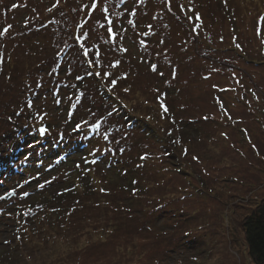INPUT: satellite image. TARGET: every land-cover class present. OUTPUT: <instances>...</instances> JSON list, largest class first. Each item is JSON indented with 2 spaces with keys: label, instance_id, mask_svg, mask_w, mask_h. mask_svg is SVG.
Masks as SVG:
<instances>
[{
  "label": "rangeland",
  "instance_id": "374dc122",
  "mask_svg": "<svg viewBox=\"0 0 264 264\" xmlns=\"http://www.w3.org/2000/svg\"><path fill=\"white\" fill-rule=\"evenodd\" d=\"M5 28L0 134L37 107L46 144L12 162L25 173H0V197L14 193L0 199V264H254L241 222L264 198V0H0ZM83 52L105 77L83 95L111 90L121 117L94 104L86 148L53 129L70 127L63 88ZM70 160L85 179L71 191ZM59 192L74 193L64 223Z\"/></svg>",
  "mask_w": 264,
  "mask_h": 264
},
{
  "label": "trees",
  "instance_id": "16d2710c",
  "mask_svg": "<svg viewBox=\"0 0 264 264\" xmlns=\"http://www.w3.org/2000/svg\"><path fill=\"white\" fill-rule=\"evenodd\" d=\"M83 59L86 63V65L84 64V69L86 68L89 72V74H87V70H85V74L81 75L79 72L76 74H74V76L76 75V78H70V75H67L69 78L67 79L68 81H70V84H74V88L71 86H64L63 89H67V92L64 96L65 99L70 98L74 101V104L70 110V116L68 115V119L69 121L66 122L68 124H70V127H68L66 124L60 122L61 126L64 125V127H53V129H56V131L61 132L62 134H64L65 132H69L72 133L73 136H77L78 138L81 140V142L84 144L83 142V138H87L89 140V142H91L92 137L95 134V130L92 129V134L91 137H85L86 135L83 134V129H85L86 127H88L89 125L84 122V120L91 118L93 115H95V108H94V104H96L97 106V102H99V106H97L98 111H99V118L102 116L101 113L104 112V110L107 112L108 110V115L110 114V112H115L117 111V120L120 121L121 117H118V115L120 114V110L118 109L119 107H115V103H113L114 101V94L112 93L111 90L108 89H101L97 83L96 86V91L95 93L91 96L89 94V96H85L83 95L82 92V86L86 83V86H88V83H90L92 81V79L94 80H103L105 77L103 76L101 72V63L99 62V60L96 57H93L85 52H83ZM94 58L95 62H92L90 59ZM90 69L92 70V72L90 71ZM1 77H6V74H0ZM11 76V75H9ZM7 75V77H9ZM99 79V80H98ZM103 82V81H102ZM98 87V88H97ZM20 93V92H19ZM83 98H87L85 102H83ZM97 98H100V100H97ZM103 102H107L109 104L112 105L111 109H107L104 106ZM37 110V111H36ZM13 113L14 116V121L11 122V118L10 117H6V121H8V119H10V125L8 126V128L6 129V131L2 134H0V173H7V174H12V173H20L23 174L27 171V167L26 168H20L18 167H14V164L12 163L15 158L19 157V155L21 156H25L28 152H31L32 155L30 157H26V161L29 158H35L38 154H42L44 151V144L39 145L40 142L37 143L38 138H40L42 136V133H38V132H34L32 133L30 130L31 128H38L37 126L39 124H37V126L33 125L32 120L37 116V115H41V116H45L44 114H37L38 108H32L31 110H27V111H18V108L16 111H11ZM56 113L59 114V109L56 110ZM106 115V117L104 119H102L101 121H110L111 124L113 125V121L112 119ZM115 116V114H114ZM48 117V116H47ZM119 124V122H118ZM13 125H15L16 130L18 131L17 134H11L13 132ZM49 126H51L49 124ZM40 127H42V125L40 124ZM123 128H125V125H122V130ZM46 131V127L43 128ZM59 129V130H58ZM62 129V130H61ZM19 136V137H18ZM23 136V138L21 137ZM18 137V138H17ZM53 138H57V137H48V142L51 143V139ZM31 139H33L31 141ZM65 142H67L65 139H63ZM63 143V142H62ZM69 145H73V146H78L79 142L77 140V138L72 139L70 142H68ZM48 144V143H47ZM85 145V144H84ZM83 145V146H84ZM53 146V145H52ZM43 147L41 150L36 151V149ZM86 147V146H85ZM83 149V148H82ZM62 152V150H61ZM68 160V159H67ZM61 161V159H60ZM65 161V160H64ZM62 162V161H61ZM75 161H66L64 164H69L70 168H73V170L76 172L78 171V165H76ZM26 165V164H25ZM27 166V165H26ZM80 167V165H79ZM82 173L76 172L74 173L72 176L67 177V179H63L62 182V186L61 188L64 189L65 186L67 184H70L68 188L69 191H71L70 189L73 188L74 186L78 185L80 182L85 181V179H82L81 177ZM123 176V175H121ZM136 178L132 179L131 181H135ZM130 182L128 183V186H130ZM31 184H28V186H30ZM32 186V185H31ZM126 188V186H124ZM68 192V191H67ZM30 193V191H27V197L30 196V203L32 202H36V200L38 199V197H34ZM32 195V196H31ZM74 193H61L59 192L58 195L56 196H52L49 198V203L51 204V206L53 207V216L54 219L60 223H64L65 221L62 220L64 213H63V209H66L65 203L66 202H71L69 197L73 196ZM71 208V207H70ZM79 212V211H78ZM84 220V219H83ZM82 220V221H83ZM51 227V226H49ZM241 228L244 232V236H245V240H246V244H247V250H248V255L252 258L254 264H264V198L258 203L256 204V206L251 210V212L247 215H245L243 217V220L241 222ZM180 245L185 248H187V250H191L194 251L195 248H197V243H195V241H193L191 238L189 237H184V240L181 239L179 241Z\"/></svg>",
  "mask_w": 264,
  "mask_h": 264
},
{
  "label": "snow or ice",
  "instance_id": "6c2138e0",
  "mask_svg": "<svg viewBox=\"0 0 264 264\" xmlns=\"http://www.w3.org/2000/svg\"><path fill=\"white\" fill-rule=\"evenodd\" d=\"M8 32V28H5L3 30V33H0V35H3L4 33H7ZM237 47H239V45H237ZM155 70V69H154ZM165 111H167V109L165 108ZM43 131V130H42ZM40 187H43V185H41ZM9 195H11V193H9ZM25 195H27V193H25ZM3 197H0V199H2Z\"/></svg>",
  "mask_w": 264,
  "mask_h": 264
},
{
  "label": "water",
  "instance_id": "95a60500",
  "mask_svg": "<svg viewBox=\"0 0 264 264\" xmlns=\"http://www.w3.org/2000/svg\"><path fill=\"white\" fill-rule=\"evenodd\" d=\"M11 195H12V193H11ZM11 195H9V194H8V195H6V198H9Z\"/></svg>",
  "mask_w": 264,
  "mask_h": 264
}]
</instances>
